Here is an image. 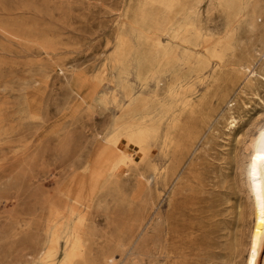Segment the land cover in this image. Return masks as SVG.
Masks as SVG:
<instances>
[{"label":"rangeland","instance_id":"374dc122","mask_svg":"<svg viewBox=\"0 0 264 264\" xmlns=\"http://www.w3.org/2000/svg\"><path fill=\"white\" fill-rule=\"evenodd\" d=\"M142 1L0 0V264H46L41 253L57 232L54 264L62 260L59 212L73 200L69 188L126 111L127 119L147 115L142 167L154 180L145 186L132 167L119 186L80 202L95 262L112 252L115 264H246L254 215L244 146L264 123V82L256 80L257 95H240L232 63L252 55L259 67L263 43L241 15L222 60L207 51L206 33L223 34L227 22L226 8L210 0L197 5L207 30L154 43L149 21L132 14ZM188 147L174 169V150ZM146 201L151 209L133 233Z\"/></svg>","mask_w":264,"mask_h":264},{"label":"bare ground","instance_id":"6f19581e","mask_svg":"<svg viewBox=\"0 0 264 264\" xmlns=\"http://www.w3.org/2000/svg\"><path fill=\"white\" fill-rule=\"evenodd\" d=\"M202 1L143 0L132 9V14L135 17H141L149 21L145 34L154 43H159V34L167 35L174 40L186 41L185 37L191 33L198 35L203 29L207 30L202 26L200 9L197 7ZM210 1L213 5H223L224 9L226 8L227 22L223 34L216 37L214 33L207 32L203 41V47L219 60H222L224 49L231 44L236 34L235 16H245L246 25L251 34L259 35L263 43V50L259 53L262 59L261 65L258 67L256 62H253L254 56L244 57L241 54L237 55L232 63L236 74H238L236 78H242L240 95H248V91H251L253 95H257L256 80L264 82V0ZM158 8L166 13L162 21L157 20ZM186 13L189 14L185 23H178L177 20ZM126 44V39L121 37L119 46L121 53ZM169 52L165 49L162 57L168 58ZM219 60L217 61L219 62ZM221 79L220 73L217 74L215 81ZM237 80L231 81L228 94L237 83ZM154 91L157 92V90ZM233 93H236V90ZM227 103L230 106L235 104V102L230 101H227ZM144 104V100H139L137 110L143 109ZM244 104L247 105V103ZM128 113V111L125 113L127 117ZM227 114V126L229 130H235L238 117L234 111H229ZM127 117L119 121L118 128L108 138L106 147L93 158L88 166L87 174L77 175L74 185L69 188L73 200L68 210L59 212L62 218L59 230L61 229L66 233V249L62 260L55 264H97L92 253V233L85 226L87 212L82 210L80 206V202L85 196L94 201L102 190L119 186L122 177L132 167L137 172L139 179L144 181L145 186L150 188L149 185L154 180L153 177L147 175L142 167L145 162L146 145L152 134V129L146 118L147 115L143 114L138 118L131 117L127 119ZM249 138L246 146H244L246 150L245 176L254 217L251 226L249 256L246 264H264V123ZM128 147H132L134 152L129 151ZM188 149L189 147L174 150L176 159L174 169L179 165ZM151 206V203H147V201L142 204L136 215L133 233L142 227L141 225H143ZM66 221L71 222L67 224ZM59 238L60 234L55 233L48 247L42 251V259L46 264H54L59 247ZM102 261L105 264H115V256L112 252L104 253Z\"/></svg>","mask_w":264,"mask_h":264}]
</instances>
